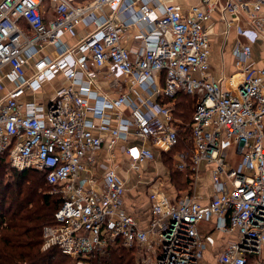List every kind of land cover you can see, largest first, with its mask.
Here are the masks:
<instances>
[{"label": "built area", "instance_id": "built-area-1", "mask_svg": "<svg viewBox=\"0 0 264 264\" xmlns=\"http://www.w3.org/2000/svg\"><path fill=\"white\" fill-rule=\"evenodd\" d=\"M219 6L227 26L238 21L239 36L236 68L222 80L212 73L207 24ZM80 23L91 28L73 44L63 40ZM132 25L141 42L134 52L123 43ZM259 38L264 0L189 7L173 0H0V159L42 172L63 199L56 222L43 228V248H59L71 264H92L119 246L141 250V264H212L200 230L212 220L215 230L233 236L216 264H247L251 254L264 264V63L253 60ZM102 77L121 90L118 97L99 93ZM182 91L198 96L189 124L193 150L176 158L179 170L191 171L188 188L172 191L157 173L143 224L124 208L126 179L96 151L122 139L135 167L171 150L182 123L174 100ZM202 163L213 186L207 202L192 191ZM97 165L102 175L91 169Z\"/></svg>", "mask_w": 264, "mask_h": 264}, {"label": "trees", "instance_id": "trees-1", "mask_svg": "<svg viewBox=\"0 0 264 264\" xmlns=\"http://www.w3.org/2000/svg\"><path fill=\"white\" fill-rule=\"evenodd\" d=\"M198 96L184 91L174 100L175 115L182 121L178 126V143L161 156L172 155L174 166L170 180L180 193L189 184L178 180L173 173L182 171L176 166L180 153L193 150L192 122ZM45 175L37 170H16L6 158L0 159V264H71L57 247L43 248V228L56 222L55 213L62 204L59 193H51ZM135 248L119 246L92 258V264H138ZM256 255H249L247 264L256 263ZM264 261V255H263Z\"/></svg>", "mask_w": 264, "mask_h": 264}, {"label": "crops", "instance_id": "crops-1", "mask_svg": "<svg viewBox=\"0 0 264 264\" xmlns=\"http://www.w3.org/2000/svg\"><path fill=\"white\" fill-rule=\"evenodd\" d=\"M173 1L180 3L184 5L185 7H189L191 4L198 3L200 0H173ZM138 7H139V4L137 3L135 5V8L138 9ZM45 9H46L47 16L52 18L54 16V11H53V3L51 1L50 2L48 1ZM123 15L125 19L129 21L132 20L130 18L131 14L128 11ZM233 23L234 25H231V27L227 26L226 21L224 19V11H223L222 6H219L216 8V10L213 12L212 20L207 23L208 25L210 24V28H212L211 38L213 41V45H214L215 38L218 37L222 31H225V30L229 31L227 32L229 33V35L227 36L228 38L224 39L223 47H222L223 50L220 52V54L219 55L216 54L215 50L212 49L211 56H210V62L212 65V73L214 74V76H216L218 80L219 78L221 80L225 79V77L219 76L220 74L216 73L215 68L225 69L226 67L227 69L228 63L231 65V68H232L231 73L236 68L235 59L232 53V48L235 44L236 39L239 37L238 32H237V25H236L238 21L234 20ZM241 24L245 25L243 20L241 21ZM90 28H91V25L80 23L76 25L74 35L67 33L66 35H64L63 40H65L69 44H73L77 42L81 37H83L89 31ZM138 31H139V26L132 25L130 27V30H128V32L125 34L124 39H123L124 45L133 52L138 47H140V44H141L140 40L135 38V34L138 33ZM241 38L245 40L244 37H241ZM261 44L264 45L263 38H259L253 44V60L256 66L263 65L264 63L263 57L260 58V56H257L255 52L256 46L261 45ZM60 81L61 79L57 77V80L53 81L52 84L56 86L60 83ZM97 82L98 83L96 85V89L99 91V93L105 94L108 97L116 98L121 92V90H119L117 87L115 88L110 84V79L108 78L104 79V77H102V79H100ZM121 82H124V80H122ZM162 83L163 82L161 79L160 80L156 79V84L158 86L159 85L161 86ZM224 86H226L225 83H224ZM122 91H125V90H122ZM2 93L3 92L0 91V96L2 95ZM130 96L133 97L134 95H130ZM91 102L92 104L95 103L94 100H91ZM88 118L94 120L96 123L99 121V118L95 117L94 114L91 112L89 113ZM113 121L116 123V119H113ZM125 144L126 142L120 139L112 150H109L106 144H104L98 151H96L97 159L100 163L105 162L108 164L117 165L116 169L119 171V173L123 177L125 175H124V171L120 167L119 161L121 159L130 160L128 154L122 150V146ZM111 154L113 155L114 158H111ZM151 162L152 161L140 163L136 165L135 167H133L134 169H138L137 171L139 173L135 171V176H136L135 183L132 186H130L131 188L130 187L127 188L124 194V197H123L125 210L132 213L137 218H139V220H141L143 224H146L149 221L151 214H152L148 189L146 191L144 189V186L148 185L149 181L152 180L157 174V171H155L152 168L150 170H145L148 167L149 163ZM91 169L94 170L95 174H97L98 176L102 175L103 173V170L98 165L94 166ZM144 171L145 172L147 171L146 173H149V175H147L142 181L140 178H142V173ZM158 171H161V169ZM200 175L201 176L198 179L197 186L195 187V190H192V191L198 196L199 200H201L202 202H207L210 199L211 195L213 194V186H212V181L210 177V168L208 167L206 163L201 164ZM163 182L164 184L168 186L170 190L175 191V187L171 183L169 174L165 176ZM208 223L214 224V222L212 220L206 221V223L202 222V229H203L204 235H206L205 240L207 243L206 259L210 261V263L216 264L218 261V256L220 252L223 250L226 243L230 239H232L233 236L229 234H223L222 232L218 230H214V232L207 231Z\"/></svg>", "mask_w": 264, "mask_h": 264}, {"label": "rangeland", "instance_id": "rangeland-1", "mask_svg": "<svg viewBox=\"0 0 264 264\" xmlns=\"http://www.w3.org/2000/svg\"><path fill=\"white\" fill-rule=\"evenodd\" d=\"M228 30L226 31H222L220 33V35L218 37L215 38L214 40V45H213V50H215L216 54H220V52L223 50V42H224V39H227L229 33ZM237 40V39H236ZM236 42V41H235ZM255 52L257 54V56H260L263 57V61H264V45L261 44V45H257L256 46V49H255ZM228 63V62H227ZM221 68H215V71L216 73L220 74L219 76H224L225 78H227L228 76H230V73H231V65L228 63L227 65V69L225 67V69H221ZM226 71V72H225ZM175 107V106H174ZM119 164H120V167L122 168V170L124 171V178L126 179V182H127V187L129 188L130 186H132L134 183H135V179H136V176H135V171L137 173H139L137 170L138 169H134L132 166H131V163L129 160H125V159H121L119 161ZM234 165H236V162H233ZM117 166V165H116ZM174 166V158L172 155H167L165 157L161 156L160 153L158 151H156V156H155V159L149 163L148 167L145 169V170H150L151 168L154 169L155 171H157V173L159 172H163L162 175L163 177H165L167 174H169V176L171 175V172H172V168ZM161 171H158L160 170ZM147 172V171H146ZM145 171L142 173V178H140L142 181L144 180V178L149 175V173H146ZM174 174V177L178 180H182V181H187V176L185 172H182L179 173V172H176V173H173ZM172 177V175H171ZM149 185H146L144 186V189L145 191L147 189H149ZM131 188V187H130ZM52 190V189H51ZM206 223V222H204ZM208 229L207 231L209 232H214L215 230V227H214V224H210L208 223ZM200 230H201V233L203 234V236H206L204 235V232H203V229H202V223L200 224ZM135 251H136V260H137V263L138 264H141L139 262V256H140V251L138 248H135ZM143 252L141 251V254ZM214 261V260H213Z\"/></svg>", "mask_w": 264, "mask_h": 264}]
</instances>
